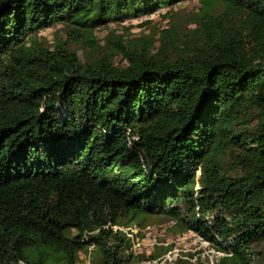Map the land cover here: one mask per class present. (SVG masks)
<instances>
[{
  "label": "trees",
  "instance_id": "obj_1",
  "mask_svg": "<svg viewBox=\"0 0 264 264\" xmlns=\"http://www.w3.org/2000/svg\"><path fill=\"white\" fill-rule=\"evenodd\" d=\"M183 1L0 0V264H128L120 227L148 217L264 264V0L109 26ZM59 25L83 56L40 44Z\"/></svg>",
  "mask_w": 264,
  "mask_h": 264
},
{
  "label": "rangeland",
  "instance_id": "obj_2",
  "mask_svg": "<svg viewBox=\"0 0 264 264\" xmlns=\"http://www.w3.org/2000/svg\"><path fill=\"white\" fill-rule=\"evenodd\" d=\"M199 7L200 3L197 0H186L176 4L172 14L167 19L162 18V14L168 11V8L165 7L150 16H140L121 23L113 22L109 26L117 34H120V37L128 40L142 34H151L154 29L162 25L181 28L186 20L189 21L198 13ZM148 19H152L153 23L151 25L143 24ZM141 24L143 26H140ZM106 33L107 30L99 32L96 28L93 33H87L86 36L91 40L98 41ZM77 35L79 32L69 31L59 25L40 31L38 37L40 44L48 49H52L60 41H68L69 47L83 56L86 50L85 37L78 39ZM118 57L121 58L122 56ZM115 228L118 229L119 227ZM120 228L126 230L125 232H128L129 234H127L131 238L133 258L128 264H178L179 259L187 260L192 264H198L199 261L203 264H217L226 255V253L213 247L211 243L203 240L198 234L180 232L174 223L165 220L163 217H148L140 220L134 226ZM94 254V252L87 256L82 254L79 264H98L94 262L97 260ZM152 255L158 257L153 259Z\"/></svg>",
  "mask_w": 264,
  "mask_h": 264
},
{
  "label": "built area",
  "instance_id": "obj_3",
  "mask_svg": "<svg viewBox=\"0 0 264 264\" xmlns=\"http://www.w3.org/2000/svg\"><path fill=\"white\" fill-rule=\"evenodd\" d=\"M173 223V222H172ZM120 229H122V228H120ZM123 230V229H122ZM131 230H133L132 228H131ZM126 231V230H125ZM128 233V232H127ZM129 234V233H128Z\"/></svg>",
  "mask_w": 264,
  "mask_h": 264
}]
</instances>
